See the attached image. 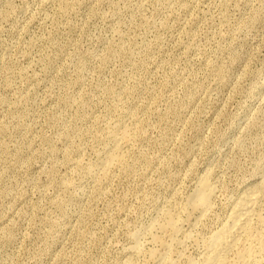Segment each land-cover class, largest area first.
Listing matches in <instances>:
<instances>
[{
	"label": "rangeland",
	"instance_id": "obj_1",
	"mask_svg": "<svg viewBox=\"0 0 264 264\" xmlns=\"http://www.w3.org/2000/svg\"><path fill=\"white\" fill-rule=\"evenodd\" d=\"M248 188L264 217V0H0V264H198Z\"/></svg>",
	"mask_w": 264,
	"mask_h": 264
},
{
	"label": "bare ground",
	"instance_id": "obj_2",
	"mask_svg": "<svg viewBox=\"0 0 264 264\" xmlns=\"http://www.w3.org/2000/svg\"><path fill=\"white\" fill-rule=\"evenodd\" d=\"M126 130L128 131V129H125V128L123 130L124 132L120 130L123 134L121 136V138L124 142L129 140L127 137V135L129 133H126L125 132ZM115 132H116V129H115ZM116 135H113L114 137L111 138V140L113 139L112 143H111L112 147H111V149H108V151H106L107 153L105 155L103 154L104 160L102 161V163L99 164V166L101 165V167L104 171L105 170L108 171V168L112 164L118 165L117 163L120 164V162L122 161V156H121V152H120L121 146H122L121 145L122 140L120 138H118ZM130 137L131 136H129V138ZM126 138H127V140H125ZM124 145L126 146L127 144L125 143ZM106 150H107V148H106ZM125 150H126V148H125ZM124 162H126V161H124ZM120 166H121V164H120ZM101 172H102V170H101ZM198 181H197L198 183L196 184L197 189L195 190V194L194 195L192 194L193 196L189 195L191 197H188L189 201L187 203L190 202V204L193 207L201 208L202 210H204L207 207H210L209 206V205H211V202H210L211 199L210 198L213 197L212 194H214V192H213L214 190L212 191L213 192L212 193L211 187H210L211 185H209L210 183L206 177H202ZM257 192H256V190H253V189L249 190V188H248V190L246 192H244V195H242V197L235 203V205L234 206L232 205L233 207H232V209H230L231 210L230 214L228 216V219L226 218L227 220L225 221V223L223 225L221 224L220 225L221 227L217 231L212 233L207 238L206 244H205L206 247H204L205 251L203 250L204 253L202 252V257H201L200 262L198 264H253L257 260V259L255 260V255L257 254V252L264 253V240H262V237L260 236L261 234L259 235V233L257 232L260 227L261 228L264 227V217H262L261 214L259 215V213L257 212V208H258L257 204L259 201V195ZM209 202H210V204H209ZM183 208L185 209V207H183ZM181 210L182 209H180V212H181ZM202 212L205 213L206 211H201V213ZM173 213H175V212H173ZM199 214H200V212H199ZM164 215L166 217V221L164 222V224L161 225V227H159V229L161 228V230H162L161 232H163V233L170 232L171 234L173 233L174 235H176L178 233L177 226H176L177 225L176 222L178 220L175 219L174 214L166 213ZM203 215H200V216L203 217ZM160 223H162V222H160ZM178 225H179V223H178ZM180 228L181 227H179V229ZM180 230H179V233L182 232ZM183 232L185 233V231H183ZM148 233H149V230H148ZM187 234H188V232H187ZM154 235H155V233H154ZM154 235H152L153 238L156 237ZM150 237H151V235H150ZM152 237H151V239H152ZM161 237L162 236H160V237L157 236V238L154 239V241L158 242L160 246H161V244H165L164 241H162ZM167 237H168V235L166 236V238ZM175 237L177 238V235ZM180 237H182V236H180ZM166 238H163V239H166ZM182 238H184V235ZM136 241H138L137 237H136ZM170 241H172V240H170ZM155 242H153V243H155ZM136 247H137V245H136ZM164 248H166V247H164ZM132 251L135 252V250H132ZM137 251H138V249H137Z\"/></svg>",
	"mask_w": 264,
	"mask_h": 264
}]
</instances>
